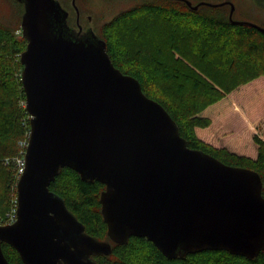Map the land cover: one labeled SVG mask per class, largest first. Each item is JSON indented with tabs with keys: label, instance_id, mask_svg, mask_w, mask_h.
<instances>
[{
	"label": "water",
	"instance_id": "95a60500",
	"mask_svg": "<svg viewBox=\"0 0 264 264\" xmlns=\"http://www.w3.org/2000/svg\"><path fill=\"white\" fill-rule=\"evenodd\" d=\"M15 1L23 5L20 76L30 130L15 221L0 225V264H13L2 242L23 264H96L92 255H108L111 242L132 236L169 259L205 250L252 259L264 250L258 172L188 147L166 109L113 65L105 41L91 28L69 26L58 0ZM183 1L193 9L227 3ZM230 6L234 23L264 30L233 20ZM62 167L104 184L108 240L87 234L49 189Z\"/></svg>",
	"mask_w": 264,
	"mask_h": 264
},
{
	"label": "trees",
	"instance_id": "16d2710c",
	"mask_svg": "<svg viewBox=\"0 0 264 264\" xmlns=\"http://www.w3.org/2000/svg\"><path fill=\"white\" fill-rule=\"evenodd\" d=\"M255 1L258 5L264 2ZM17 4L23 12V5ZM16 28L0 21L2 224L16 207L18 141L30 130L20 76V54L27 42ZM94 33L105 41L113 65L138 79L143 93L166 109L188 147L225 164L258 172L264 197V111L250 124L234 110L229 95L248 82L261 83L258 78L264 75V30L249 23H234L225 6L203 4L193 9L183 0H144L121 10ZM150 83L158 92L148 90ZM246 97L249 100H243L240 108L246 114L245 106H249L252 114V107L264 104V85L256 84ZM217 133L222 135L220 139ZM206 134L214 137L207 140ZM211 141L220 142L221 147ZM49 189L62 196L87 234L108 240L100 204L104 184L82 180L76 171L62 167ZM1 247L9 262L23 264L13 247L3 242ZM91 257L96 264H264V250L252 259L225 250H205L169 259L152 242L136 236L121 244L111 242L109 255Z\"/></svg>",
	"mask_w": 264,
	"mask_h": 264
},
{
	"label": "rangeland",
	"instance_id": "374dc122",
	"mask_svg": "<svg viewBox=\"0 0 264 264\" xmlns=\"http://www.w3.org/2000/svg\"><path fill=\"white\" fill-rule=\"evenodd\" d=\"M62 7L68 11V17L67 21L72 25L73 27L78 28V25L82 27V29H85L86 27L92 28V30L95 32H99V26L111 19L115 14L120 12L121 10L125 8H129L136 3L143 2L144 0H75V6L72 4V0H58ZM192 5L198 4L201 0H189ZM208 1L212 3H218L226 1L224 5L228 10L230 11V3L233 4L234 9L232 16L233 18L237 19L238 21H249L252 23H255L259 26L264 27V2L263 5H258L255 0H203ZM200 6V5H199ZM198 6V7H199ZM20 6L17 4L14 0H0V21L4 22L6 24H10L13 27L16 28V33L21 34V27H20V18L23 12H20ZM78 13V14H77ZM258 80L264 85V75L260 76ZM252 83L260 86L261 83L258 81L254 82H248L246 84H243L236 88V90L232 91L230 95L231 103L234 107V110H238L242 116L245 117L248 123L251 124V121L256 118L257 115H259L262 111H264V104L261 107H258L257 105L252 107V114L249 110V106H245L247 108V116L244 112H242V109L240 108V104L243 100L248 101V97H246L249 93H251L252 90H254V85H251ZM151 84V83H150ZM148 87V90L151 92H158V88L154 86L153 84ZM226 105V104H225ZM226 107H229V105H226ZM197 129V128H196ZM207 140L214 137V134L210 135L206 134ZM26 136V135H25ZM217 136H219V139L222 137L219 133H217ZM228 136V135H226ZM25 138V137H24ZM24 138H21L18 141V145L20 147V141L24 140ZM226 139H228L226 137ZM214 146L221 147L220 142H209ZM20 153H18L19 156ZM16 156V157H18ZM110 254V253H109ZM108 254V255H109Z\"/></svg>",
	"mask_w": 264,
	"mask_h": 264
},
{
	"label": "built area",
	"instance_id": "2783aa9c",
	"mask_svg": "<svg viewBox=\"0 0 264 264\" xmlns=\"http://www.w3.org/2000/svg\"><path fill=\"white\" fill-rule=\"evenodd\" d=\"M30 117V116H29ZM28 136H29V132L26 134L24 140L20 141V146H21V151L19 152V156L15 158L16 163H17V179L20 176V174L23 172L24 170V155H25V150L28 144ZM15 217H16V207L12 210V212L7 214V220L6 223L4 224H10L12 222L15 221ZM0 225H2V223H0Z\"/></svg>",
	"mask_w": 264,
	"mask_h": 264
},
{
	"label": "flooded vegetation",
	"instance_id": "af4514ba",
	"mask_svg": "<svg viewBox=\"0 0 264 264\" xmlns=\"http://www.w3.org/2000/svg\"><path fill=\"white\" fill-rule=\"evenodd\" d=\"M88 28H90V27H86L85 29H82V32L86 31V29H88ZM91 29H92V28H91Z\"/></svg>",
	"mask_w": 264,
	"mask_h": 264
}]
</instances>
